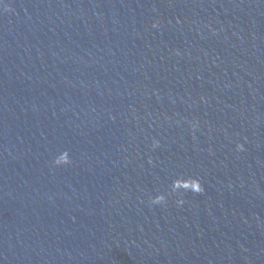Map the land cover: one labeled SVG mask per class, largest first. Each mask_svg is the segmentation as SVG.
<instances>
[{"label":"water","instance_id":"obj_1","mask_svg":"<svg viewBox=\"0 0 264 264\" xmlns=\"http://www.w3.org/2000/svg\"><path fill=\"white\" fill-rule=\"evenodd\" d=\"M0 264H264V0H0Z\"/></svg>","mask_w":264,"mask_h":264}]
</instances>
